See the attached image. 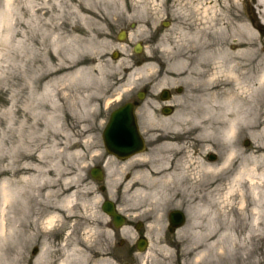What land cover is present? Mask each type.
Listing matches in <instances>:
<instances>
[{"label": "rangeland", "instance_id": "374dc122", "mask_svg": "<svg viewBox=\"0 0 264 264\" xmlns=\"http://www.w3.org/2000/svg\"><path fill=\"white\" fill-rule=\"evenodd\" d=\"M209 1L213 0H146L145 2L148 4L141 6L135 0H122L117 1L116 3L119 5L116 6L97 7L99 16L96 19H89L87 22L83 21L79 13H73L69 7L54 8L50 11L49 15H54L52 23L56 24L61 32H68L73 23L81 25L85 23L89 26L91 34L87 35L83 31V39L80 43L81 51L93 52L95 54L93 59L99 62V68L93 72L92 80H90L94 100L92 111L79 116L77 113H70L65 100L60 101L64 108H68L67 112L66 108L64 111L67 123L72 124L78 120L88 121L86 122L88 123V132L81 137L86 142L76 153L72 150L50 151L43 159L47 163L45 169H52L53 172L50 176L55 179L52 183H46L43 186L44 189L49 187L57 191L62 186L73 185L75 187L70 189V192L76 190L70 213H66L68 217L62 221L52 222L48 228L50 230L60 228V233L54 237L53 241V250L57 252L52 257L53 264L57 258L63 259L62 255L66 249L61 247L64 244L71 245L72 243H77L81 249L86 251L89 257V263L86 264H95V262L99 264L98 258L105 257H111L114 264H264V161L254 164V161L249 157V154L255 151L258 146V136L256 132H253L254 129L251 128V125L246 124L243 127L236 143L238 151L230 157V152L235 146L229 145L216 134L209 135L206 129V125H211V121L209 123L207 119L205 103L210 102L209 104L217 106V99L212 98L206 102H195L188 105L191 110L187 109L186 111L192 114V117L177 121L180 129L188 130L182 134L188 139L187 147L184 149L171 148L164 154V156L169 154L170 157L183 155L176 164L180 174L176 177L173 176L163 185L150 182L144 179L147 176L141 174H137L135 179L139 181L135 183L125 180L128 167L108 158V151L102 140V132L108 115L120 105L124 95L123 89L132 87L138 80L135 78L134 83L128 84V77L125 73L130 69L127 67L134 59L128 45H132L138 39L146 41L153 61L158 57L176 61L189 58V52L192 49L204 48L208 50L213 44L218 43L222 48L226 47L229 51L234 52L238 42V34L235 31L241 22L248 23L253 25L257 32L256 38H254L257 50L253 58L241 59L238 56V66L247 65V68L241 69L243 72L249 71V67H253L254 72L261 69L260 60L264 55V22L260 17L259 10L262 6L258 4V0H240L237 7L215 5V2H212L208 7ZM164 21L171 22V27L163 30V33L167 34V38L159 46L150 44L151 34L156 28H164ZM133 22L137 26L135 29H130V23ZM122 28H129L132 34L128 40L122 42L124 53L119 49H114L115 43L120 42L117 39V34ZM221 28L225 29L224 33L220 31ZM103 38H106V42L99 43ZM90 39L96 40V43L87 44ZM114 51L120 52V55L114 58ZM230 55L235 57L233 54ZM86 58L91 57L86 54ZM231 59L235 60L236 58ZM224 60L228 61V56ZM14 64L15 62L9 57L5 71H0L2 73L0 79L1 132L5 129V125L1 121V118L4 117L1 112L9 105L14 90ZM147 70L151 71L152 69ZM247 75L251 77V73ZM248 79L245 83L250 89L248 94L252 95L251 88L254 87V81H251V78ZM227 85L228 81L224 74L222 80L218 82V87H222L225 93ZM258 98L260 99L258 105L260 113L257 120L260 122L264 120V93L261 92ZM50 111H52L51 108ZM252 118L253 115H251ZM43 120L39 119L40 122ZM76 131L82 133L80 129ZM54 132L52 126L47 130L50 142L54 140ZM214 150L217 151L218 160L209 161L205 155ZM106 162H108L107 166H105ZM219 163H222L221 167H210V165L217 166ZM96 166L109 172L106 180L100 181L92 178L90 171ZM182 169H185L187 173L185 171L183 173ZM58 172L64 175L59 176ZM239 172H241V176L236 178ZM183 178L192 189L191 192L195 193L193 201L190 199L192 196H166L168 193L177 192L178 182ZM140 183H143L148 189L154 190L155 193L151 196L135 195V187ZM57 196L58 194H55L49 199L43 200V204L44 202L49 206L57 204L59 199ZM103 196H120L123 198L122 204L126 211L136 210L130 206L137 202L144 203L141 205V209L160 210L154 200L166 198L171 200V205H175L178 197H184L186 203L196 204L194 208H190V213H195L198 218H204L206 222L203 227L197 226L195 231L184 228L175 235L165 236L164 233L149 232V235L152 236V246L149 252L141 257L134 256L131 254L132 248L128 236H123V239L128 242L122 246L119 243L122 238L121 233L110 230L109 217L101 207ZM254 196H261L260 201L256 200ZM41 207L43 208V206ZM255 207L259 208L256 213H254ZM165 209H162L161 212H166ZM213 211L218 215L227 214L234 220L233 231L237 240H234L232 246L207 248L208 244L214 240L212 237L214 234L210 235L209 233L210 228L218 224L217 220L214 223L210 219ZM255 217L260 219L259 223H255ZM66 237L69 239H65ZM44 239L43 235L29 245L26 255L30 256L32 262L40 252ZM241 242L246 246L243 247ZM35 248L38 249L37 252H35ZM192 248L197 251L193 258L191 257ZM126 252L131 256L126 257ZM68 258L70 259V257ZM68 264L84 263L79 259H71Z\"/></svg>", "mask_w": 264, "mask_h": 264}, {"label": "bare ground", "instance_id": "6f19581e", "mask_svg": "<svg viewBox=\"0 0 264 264\" xmlns=\"http://www.w3.org/2000/svg\"><path fill=\"white\" fill-rule=\"evenodd\" d=\"M117 1L122 0L0 1V71H5L9 57L15 62L13 94L9 105L1 112L4 116L1 121L5 129L0 131V264H53L52 257L57 253L53 250V241L60 233V228L52 230L48 228L52 222L62 221L68 217L66 213H70L76 190L70 192V189L75 187L73 185L62 186L57 191L49 187L44 189L46 183H52L55 179L50 176L53 170L45 169L47 163L43 159L50 151L72 150L76 153L86 142L81 137L88 132V123H86L88 121L78 120L72 124L67 123V117H64L66 107L64 108L60 101L65 100L70 113H77L79 116L90 113L93 109L94 100L91 91L93 87L90 80L93 72L99 68V62L93 59L95 56L93 52H82L80 44L83 31L88 35L91 34V29L85 23V26L73 23L68 32H61L57 25L52 23L54 15L49 13L54 8L69 7L73 13H79L83 21L87 22L99 16L97 7L116 6L119 5ZM145 1L135 0L141 6L148 4ZM239 1L213 0L209 1L207 6L210 7V4L215 2V5L237 7ZM258 4L262 6L259 11L264 22V0H258ZM220 31L224 33L225 29L221 28ZM235 32L238 34L239 43H236L234 52L226 47L222 48L220 43L213 44L207 52L213 66L212 78L218 76L220 81L226 74L228 85L225 93L222 87H217V95H219L217 106L209 104L210 102L205 103L207 119L209 123L211 121V125H206V129L209 135L216 134L229 145L235 146L230 152L232 157L238 151L236 143L243 127L246 124L251 125L253 132L257 133L258 146L249 157L254 164H260L264 161V120L258 122L257 119L260 113L258 96L261 92L264 93V55L260 60L262 67L259 71L254 72V68L249 67V71L243 72L241 69L247 68V65L239 67L238 56L241 59L253 58L257 50L254 40L257 32L253 25L243 22ZM104 41L106 42V38L99 43ZM91 43L95 44L96 40L87 41V44ZM86 54L91 58H86ZM226 56L228 61L224 60ZM152 67L153 64L149 63L142 70ZM140 70L141 68L130 67V72L126 74L128 84L135 82ZM248 73H251V77H248ZM1 75L2 73L0 79ZM248 78L254 81V87L251 88L253 99L252 95L248 94L250 89L245 83ZM178 105L185 111L191 110L188 105L184 106L182 103ZM251 115H253L252 119ZM39 119L44 120L40 122ZM51 126L55 132L54 140L50 142L47 130ZM78 129L82 133L76 131ZM164 164L160 165L161 169L153 170L156 165L145 163V170L136 172L132 177L133 180L128 182L139 181L135 177L141 174L147 176L144 179L163 185L179 173L178 167ZM221 165L222 163H219L210 167H221ZM58 175L64 174L58 172ZM240 176L241 172L236 178ZM154 193V190L148 189L143 183L137 185L134 190V194L140 196H151ZM55 194L59 197L57 204L51 206L45 202L43 204V200ZM254 198L260 201L261 196ZM258 211L259 208L255 207L254 213ZM210 219L214 223L217 220L218 224L210 228L209 233L214 234L212 236L214 240L207 248L232 246L234 240H237L233 231L234 220L227 214L218 215L215 211L211 213ZM259 220L255 217V223H259ZM43 235L45 239L42 248L32 262L26 251L33 241ZM241 245L246 246L242 242ZM61 248H65L67 253L64 252L63 259L57 258L55 264H68L71 259H79L84 264L89 263L86 251L77 243L64 244ZM97 262L114 264L111 257L98 258Z\"/></svg>", "mask_w": 264, "mask_h": 264}, {"label": "flooded vegetation", "instance_id": "af4514ba", "mask_svg": "<svg viewBox=\"0 0 264 264\" xmlns=\"http://www.w3.org/2000/svg\"><path fill=\"white\" fill-rule=\"evenodd\" d=\"M136 26L137 24L133 22L130 23L129 28L135 29ZM163 26L164 28H156L154 33L151 34V38L149 39L151 41L150 44L159 46V44H162L164 39L167 38V34L165 35L163 30L171 27V22L164 21ZM129 28H122L117 34V39L120 42L115 43L114 49H119L122 53H124L122 49L123 40L120 39V35L125 38V41L128 40L131 35ZM128 47L134 59L127 69L133 66V68H141V70L138 71L137 82H135L132 87L123 89L124 95L123 98H121L122 101L119 106L109 113L105 127L110 126L112 131L131 129L132 124L128 122H115L113 118L116 114L113 112L125 104L133 105V116L136 121L137 129L141 135L144 149L141 152H137L125 158L111 154L109 151L107 155L108 158H111L114 162L128 167V174L125 176V180L130 181L136 172H140L141 169L145 170V163L156 165L157 167H154L153 170L161 169L160 165L164 163L177 168L176 164L183 155L170 157L169 154L165 156L164 154L171 148L184 149L187 147L186 143L188 139L182 134L186 133L188 130L180 129L177 121L192 117V114L185 111L184 108L180 107L178 104L182 103L186 106L192 105L195 102H206L212 98L218 99L217 87L220 77L215 76L212 78V61L209 58L210 55L207 53L208 50L204 48L192 49L189 52V58L171 61L170 59L158 57L153 61L152 54L149 53L148 45L145 40L138 39L132 45H128ZM113 53H116L117 56L120 55V52L117 51ZM149 63L153 64L152 70H142V68ZM129 72L130 69L125 71L126 74ZM117 115L122 118L129 117L128 114ZM103 132L102 140L105 145ZM114 142L119 150H127L124 147L125 145L118 139H115ZM205 156L209 161L218 160L216 150L206 153ZM153 160L159 162H152ZM93 168H98L101 171L102 180H106L109 172H106L99 166ZM93 168H91V170ZM182 171L183 173L184 171L187 173L185 169H182ZM178 172L179 173L176 174L175 177L180 174V170H178ZM90 175L92 178L96 179L91 171ZM178 184L179 187L177 192L168 193L166 196H192L190 199L193 201L195 193L191 192L192 189L189 188V184L185 181V178L181 179ZM198 195L201 196V194ZM106 200L113 201L117 210L124 217V224L121 227H116L113 218L108 215L110 230H112V232L118 231L121 233L122 238L119 243L122 246L126 245L128 242L123 239V236H128L132 248L131 254L134 256L141 257L143 254L149 252L152 246V236L149 235V232L164 233L165 236L175 235L180 233L184 228L195 231L197 226L203 227L206 222L204 218H198L195 213H190L191 209L194 208L196 204L192 202L186 203V198L184 197H178L175 205H171V200L166 198L154 200L160 210H152L151 208L141 209L140 207L144 203L137 202L132 203L130 206V208L136 210L126 211L125 206L122 204L123 198H120V196H103L102 205ZM164 208H166V212H161ZM173 211H181L183 213L184 221L181 225H172ZM177 220L179 221V219ZM176 245L179 246L178 243H176ZM126 253V257L131 256L128 252ZM196 253L197 251L192 248L191 257H195ZM198 253L201 252L198 251Z\"/></svg>", "mask_w": 264, "mask_h": 264}, {"label": "water", "instance_id": "95a60500", "mask_svg": "<svg viewBox=\"0 0 264 264\" xmlns=\"http://www.w3.org/2000/svg\"><path fill=\"white\" fill-rule=\"evenodd\" d=\"M120 39L124 40L125 38L122 35H120ZM116 56H117L116 53H114L113 57L115 58ZM113 113L116 114L113 118L115 122H120V121L128 122L132 124V128L123 131H119V130L112 131L110 126H106L104 130V142L107 150L112 154L124 158L129 157L137 152H141L144 149V144L141 135L137 129L135 118L133 116L134 114L133 105L125 104L122 107L114 110ZM117 114H128L129 117L122 118ZM115 139L121 141L122 144L125 145L124 147L127 150L126 151L119 150V148L115 146V142H114ZM91 173L96 179L100 181L102 180L101 171L98 168H93L91 170ZM102 209L105 213H107L113 218L116 227H121L124 224V217L117 210V207L115 206V203L113 201L106 200L102 205ZM172 216H173L172 225H181L183 223L184 221L183 213L181 211H173ZM177 219H179V221ZM37 250L38 249L35 248V252Z\"/></svg>", "mask_w": 264, "mask_h": 264}]
</instances>
